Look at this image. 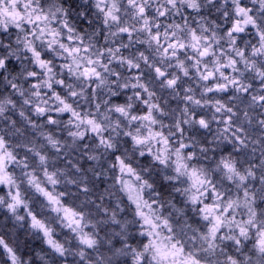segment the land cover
<instances>
[{
  "label": "clouds",
  "instance_id": "1",
  "mask_svg": "<svg viewBox=\"0 0 264 264\" xmlns=\"http://www.w3.org/2000/svg\"><path fill=\"white\" fill-rule=\"evenodd\" d=\"M0 264H264V0H0Z\"/></svg>",
  "mask_w": 264,
  "mask_h": 264
}]
</instances>
